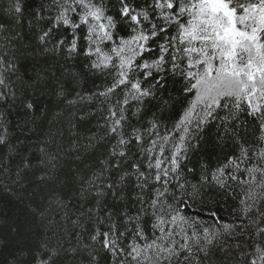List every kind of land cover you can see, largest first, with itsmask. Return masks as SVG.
<instances>
[{"label":"snow or ice","instance_id":"obj_1","mask_svg":"<svg viewBox=\"0 0 264 264\" xmlns=\"http://www.w3.org/2000/svg\"><path fill=\"white\" fill-rule=\"evenodd\" d=\"M5 203L0 264H264V0H0Z\"/></svg>","mask_w":264,"mask_h":264},{"label":"trees","instance_id":"obj_2","mask_svg":"<svg viewBox=\"0 0 264 264\" xmlns=\"http://www.w3.org/2000/svg\"><path fill=\"white\" fill-rule=\"evenodd\" d=\"M179 110V106L178 109ZM214 133H210L211 137ZM211 142V141H210ZM213 149L211 147L206 148L205 159H209L212 163H215L214 158L212 157ZM233 201H213L206 203L204 205L197 204L190 209V213L199 214L200 218L205 224H211L213 220L210 218V214L213 210L218 211L219 215L227 220L232 219V213L230 212L231 207L233 206ZM14 209L5 203L4 207L0 209V237L8 240L14 239V234L10 232L9 225L14 220ZM8 250L5 249L4 255H7Z\"/></svg>","mask_w":264,"mask_h":264}]
</instances>
